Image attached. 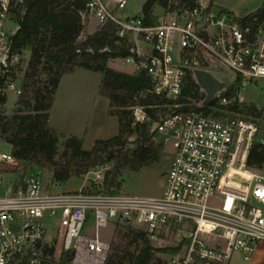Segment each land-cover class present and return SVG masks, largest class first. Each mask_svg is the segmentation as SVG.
<instances>
[{
  "label": "built area",
  "instance_id": "2783aa9c",
  "mask_svg": "<svg viewBox=\"0 0 264 264\" xmlns=\"http://www.w3.org/2000/svg\"><path fill=\"white\" fill-rule=\"evenodd\" d=\"M165 1L149 23L121 12L127 0H85L79 12L82 21L117 25V43L128 52L122 63L148 80L140 95L166 100L156 104L163 111L149 127L151 145L171 148L159 195L119 188L53 193L39 171L21 173L19 160L0 152V264H105L110 244L96 228L108 224L141 230L155 243L180 232L185 243L172 264H251L264 242V164L251 168L248 157L254 146L264 152V129L241 108L252 103L243 91L264 82V16L241 22L209 0ZM13 6L0 0L5 98L19 96L26 66L11 46L17 23L6 29ZM197 70L223 83L209 102ZM130 108L135 121L149 120L142 106Z\"/></svg>",
  "mask_w": 264,
  "mask_h": 264
},
{
  "label": "trees",
  "instance_id": "16d2710c",
  "mask_svg": "<svg viewBox=\"0 0 264 264\" xmlns=\"http://www.w3.org/2000/svg\"><path fill=\"white\" fill-rule=\"evenodd\" d=\"M183 1L188 5L193 3V0ZM84 3L85 0H11L14 6L10 13L18 26L10 37L11 46L17 53L27 50L28 59L13 115L9 119L0 110V138L9 144V152L19 160L21 173L42 169L59 183L85 174L95 165H85L84 162L101 154L104 157L102 164L108 165L103 171L100 187L94 192H108L120 187L119 176L123 170H137L159 158L162 146L149 143V127L163 111L156 104L166 100L152 93L140 95L148 89L144 72L126 73L107 65L110 59L128 53L122 44L117 43L116 24L106 21L92 33L80 37L87 23L79 15ZM165 4V0H145L141 6L144 22L149 23L155 6ZM253 15L264 16V0L254 11L238 19L243 22ZM74 68L101 73L97 93L108 98V112L117 116L118 132L107 139L96 140L90 150L81 148L78 137L68 136L57 154L58 138L47 120L61 76ZM5 101L4 96L0 97V104ZM135 105L142 106L149 120H134L130 107ZM241 111L255 118L264 129L261 109L250 103ZM263 164L264 152L254 146L248 165L255 169ZM125 228L140 242L130 264H149L156 251L172 255L185 243L182 238L176 247H153L144 232Z\"/></svg>",
  "mask_w": 264,
  "mask_h": 264
},
{
  "label": "rangeland",
  "instance_id": "374dc122",
  "mask_svg": "<svg viewBox=\"0 0 264 264\" xmlns=\"http://www.w3.org/2000/svg\"><path fill=\"white\" fill-rule=\"evenodd\" d=\"M144 1L145 0H127L126 7L121 12L129 13V15L132 16H140L141 6ZM159 8L156 6L155 12H160ZM244 10L247 9H241L239 11H236V14H243L242 12ZM8 18L9 23L6 27L7 30L14 27V24L12 23L14 22L13 14L10 13ZM94 23V20H92L90 24H88V26L86 23L83 31L81 32L80 37H83L85 34H87V30H91ZM20 54L21 56H23V67L24 62H27L28 52L27 50H25L22 51ZM107 65L115 70L123 71L126 73H135L134 67L132 65L122 63V60L120 58L110 59ZM86 73L91 75V83H96V80L101 77V73L99 72L86 70ZM219 75L223 79L229 78V75L226 72H220ZM242 95L245 101L252 102L257 108L261 109L264 122V82L258 81L255 86H248L243 91ZM6 97V101L1 110L3 114L10 119L17 107L16 100L18 97H16L12 93H9ZM61 144L62 143H59V147H57V154L60 153L62 149ZM9 151V144H7L3 139L0 138V152ZM170 151L171 148L167 145L162 148L159 154V158L150 163L149 165L142 166L137 170H123L121 172V176H119L120 192L125 194H135L143 196L159 195L163 184V176L169 164ZM107 165L108 164L95 165L89 168V170L85 174L79 176H72L65 183L53 181L50 178V175L46 174L42 169H38V171L42 176V180L45 187L53 193H60L63 191H74L79 189L80 187L86 191H94L100 187V180L96 178V175L100 171H104ZM88 232L92 233L93 227L89 226ZM96 232L98 233L101 239L108 241L110 244V249L107 256V261L109 262V264H130L132 257L135 255V253L140 247L139 240H137L131 233H129L125 227L120 225L108 224L104 227H97ZM49 233L52 234V231ZM181 239L182 234L177 231L174 233H169L166 237H164V241L161 243L149 241L148 243L153 247H176L181 241ZM256 251L252 257L251 264H264V242H260L258 244ZM178 252V254H180L181 250L179 249ZM255 254H257V256ZM149 264H172L171 254L156 251L154 253L153 259Z\"/></svg>",
  "mask_w": 264,
  "mask_h": 264
},
{
  "label": "crops",
  "instance_id": "0c3cea01",
  "mask_svg": "<svg viewBox=\"0 0 264 264\" xmlns=\"http://www.w3.org/2000/svg\"><path fill=\"white\" fill-rule=\"evenodd\" d=\"M210 1L215 9L225 10L235 18L246 16L262 2V0ZM155 7L154 11H156ZM241 9L247 10L237 15L236 11ZM124 14L129 15V13ZM92 20L95 23L91 30L86 29L87 33H92L97 27L94 18L88 19L87 26ZM90 80L91 75L83 68H74L72 72L64 74L59 80L47 120L48 125L56 132L57 147L68 136H76L81 140V148L90 150L96 140L107 139L118 132V118L108 112V98L97 93L100 78L96 80V83H91Z\"/></svg>",
  "mask_w": 264,
  "mask_h": 264
},
{
  "label": "water",
  "instance_id": "95a60500",
  "mask_svg": "<svg viewBox=\"0 0 264 264\" xmlns=\"http://www.w3.org/2000/svg\"><path fill=\"white\" fill-rule=\"evenodd\" d=\"M206 16L203 17V22ZM195 76L198 84L206 91L205 102H209L214 93L220 90L223 86L222 82L215 80L205 71H195ZM104 162V157L101 154H96L92 158L84 162L85 165H100Z\"/></svg>",
  "mask_w": 264,
  "mask_h": 264
}]
</instances>
